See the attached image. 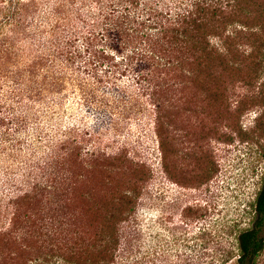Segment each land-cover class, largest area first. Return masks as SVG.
Listing matches in <instances>:
<instances>
[{
	"label": "rangeland",
	"instance_id": "obj_1",
	"mask_svg": "<svg viewBox=\"0 0 264 264\" xmlns=\"http://www.w3.org/2000/svg\"><path fill=\"white\" fill-rule=\"evenodd\" d=\"M228 11L242 24L227 31L241 32L209 38L227 48L226 65L213 56L191 78L164 75L172 87L163 157L150 111L110 118L67 94L62 110L40 121L82 141V155L71 153L62 167L64 181L16 204L15 180L41 153L0 152V264H83L111 227L119 242L110 264H215L235 250L264 176V0H239ZM36 124L28 122L30 135ZM131 188L139 191L133 212L110 217L115 197ZM255 264H264V250Z\"/></svg>",
	"mask_w": 264,
	"mask_h": 264
},
{
	"label": "trees",
	"instance_id": "obj_2",
	"mask_svg": "<svg viewBox=\"0 0 264 264\" xmlns=\"http://www.w3.org/2000/svg\"><path fill=\"white\" fill-rule=\"evenodd\" d=\"M238 2L0 0V152L17 154L24 146L41 153L15 180L14 203L33 199L58 179L64 181L62 167L69 156L82 155L81 139L59 128L40 127L41 120L50 121L62 110L66 94L110 118L150 111L163 157L161 130L172 87L164 75L171 81L176 72H187L191 78L210 65L213 56L225 66L227 48L222 42L212 46L209 38L223 41L241 32L235 27L227 31L235 21L242 24L228 11ZM30 121L37 123L35 136L27 130ZM138 194L136 188L121 191L115 197L116 211L109 216L125 220ZM252 211L251 226L238 229L235 250L218 255L215 264L232 258L235 264H255L264 250V176ZM100 241L97 256L83 264L112 262L117 229L111 227Z\"/></svg>",
	"mask_w": 264,
	"mask_h": 264
}]
</instances>
